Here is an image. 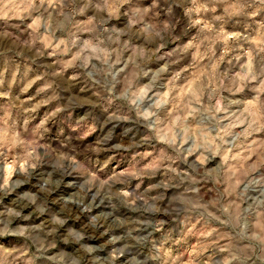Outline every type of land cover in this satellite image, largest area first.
<instances>
[{
  "label": "rangeland",
  "instance_id": "374dc122",
  "mask_svg": "<svg viewBox=\"0 0 264 264\" xmlns=\"http://www.w3.org/2000/svg\"><path fill=\"white\" fill-rule=\"evenodd\" d=\"M0 264H264V0H0Z\"/></svg>",
  "mask_w": 264,
  "mask_h": 264
}]
</instances>
